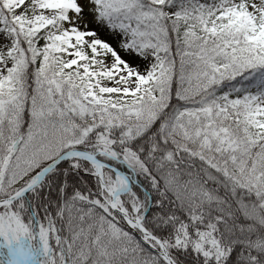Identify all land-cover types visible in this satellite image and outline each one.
<instances>
[{
    "label": "snow or ice",
    "instance_id": "obj_1",
    "mask_svg": "<svg viewBox=\"0 0 264 264\" xmlns=\"http://www.w3.org/2000/svg\"><path fill=\"white\" fill-rule=\"evenodd\" d=\"M0 264H264V0H0Z\"/></svg>",
    "mask_w": 264,
    "mask_h": 264
}]
</instances>
